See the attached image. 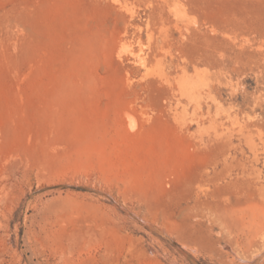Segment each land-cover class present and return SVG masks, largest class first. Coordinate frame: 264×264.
<instances>
[{"label":"rangeland","instance_id":"obj_1","mask_svg":"<svg viewBox=\"0 0 264 264\" xmlns=\"http://www.w3.org/2000/svg\"><path fill=\"white\" fill-rule=\"evenodd\" d=\"M0 264H264V0H0Z\"/></svg>","mask_w":264,"mask_h":264}]
</instances>
